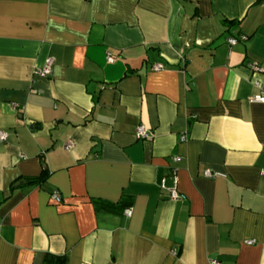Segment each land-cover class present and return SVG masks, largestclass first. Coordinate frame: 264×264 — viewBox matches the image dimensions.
<instances>
[{
	"label": "crops",
	"instance_id": "crops-1",
	"mask_svg": "<svg viewBox=\"0 0 264 264\" xmlns=\"http://www.w3.org/2000/svg\"><path fill=\"white\" fill-rule=\"evenodd\" d=\"M263 87L264 0H0V264H264Z\"/></svg>",
	"mask_w": 264,
	"mask_h": 264
},
{
	"label": "built area",
	"instance_id": "built-area-1",
	"mask_svg": "<svg viewBox=\"0 0 264 264\" xmlns=\"http://www.w3.org/2000/svg\"><path fill=\"white\" fill-rule=\"evenodd\" d=\"M90 1V0H88ZM241 40H245L246 38L245 37H240ZM228 44L230 46H233L236 44L237 42V39L235 38H229L227 40ZM107 61H112L111 58H107ZM52 64H53V60L51 58H48L47 60H45V64L43 66L42 69L40 70H37L35 72V74L39 77H47L50 73H51V67H52ZM255 66V65H254ZM159 67H156V69H158ZM251 102H254V103H261V104H264V87L261 89V92L260 94L254 96L253 98H251L250 100ZM136 136L137 138L139 139H147L149 138V132L143 128L142 126H139L136 128ZM7 135L6 133L4 132H0V142L4 141L6 139ZM67 149L70 148L69 145L66 146ZM179 158H173V161L176 162L178 161ZM215 174L209 172V171H206L204 173V176L207 177V178H212L214 177ZM263 176H264V171H263ZM159 188L161 190H165V191H168L169 192V197L170 199L172 200H176L180 197L178 191H177V179H176V176L173 175L172 176V185L170 187L167 186V181H166V178H162L160 180V183H159ZM51 200L54 202V203H60L61 202V196L59 195V193L57 191H53L51 193ZM124 214L127 216V217H130L131 215V210L127 209L124 211ZM252 241L250 242H247V244H251ZM209 264H219V262L215 259H211L209 260Z\"/></svg>",
	"mask_w": 264,
	"mask_h": 264
},
{
	"label": "trees",
	"instance_id": "trees-1",
	"mask_svg": "<svg viewBox=\"0 0 264 264\" xmlns=\"http://www.w3.org/2000/svg\"><path fill=\"white\" fill-rule=\"evenodd\" d=\"M39 181L41 180L34 179L32 182H39ZM43 264H66V258L64 256L59 257L53 255H46Z\"/></svg>",
	"mask_w": 264,
	"mask_h": 264
}]
</instances>
